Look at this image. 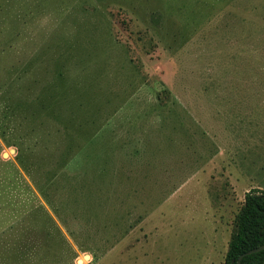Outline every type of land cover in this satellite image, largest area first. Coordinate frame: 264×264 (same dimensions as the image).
<instances>
[{
    "label": "rangeland",
    "instance_id": "1",
    "mask_svg": "<svg viewBox=\"0 0 264 264\" xmlns=\"http://www.w3.org/2000/svg\"><path fill=\"white\" fill-rule=\"evenodd\" d=\"M32 1L0 83L6 63L33 60L13 89L36 96L61 57L81 99L62 125L0 131V158L31 190L20 181L13 205L52 220L18 225L27 263L224 264L245 194L264 192V0Z\"/></svg>",
    "mask_w": 264,
    "mask_h": 264
},
{
    "label": "trees",
    "instance_id": "2",
    "mask_svg": "<svg viewBox=\"0 0 264 264\" xmlns=\"http://www.w3.org/2000/svg\"><path fill=\"white\" fill-rule=\"evenodd\" d=\"M32 0H0V70L4 66L5 58L19 48L22 40H29L33 26V8ZM34 11H36L34 9ZM31 14H33L31 16ZM33 60L26 64V67L19 69L17 62L6 63L8 67V76L0 87H6L4 93V104L2 116L0 118V131L5 130L4 121L7 119L15 120L20 117L22 123L32 126L34 132L37 129L45 131V120L53 121L57 126L62 125V119L69 106H73L75 101L81 99L78 88L74 89L73 98L71 96L72 88L68 90L63 72V60L56 63L57 73L54 83L47 84L36 96L23 98L16 97L14 86L19 79L28 72ZM33 66V65H32ZM19 74L18 76H16ZM71 97V98H70ZM80 107V103L78 104ZM47 118V119H46ZM66 129V127H62ZM49 132H47V135ZM45 136L40 135L36 144L45 142ZM0 146V153H1ZM23 153L19 151L17 159L28 171L21 158ZM26 188L29 193L30 187L23 181L21 174L14 162L0 158V259L8 264H28L31 258L36 255L35 246L30 244L32 231L22 230L18 227L23 222H30L35 218V214L41 215L43 223L51 224V218L35 206L17 207L18 204L19 183ZM16 192V194H15ZM13 200V201H12ZM34 199H32L33 201ZM22 203V201H19ZM15 207V208H14ZM51 231H44L45 236H56L63 243V236L59 228L51 225ZM53 236V237H54ZM62 239V240H61ZM264 245V192L258 189H251L245 194V202L242 212L239 215L237 231L231 239L226 254L224 264H237L240 255L252 249ZM241 264H264V251L245 256Z\"/></svg>",
    "mask_w": 264,
    "mask_h": 264
},
{
    "label": "water",
    "instance_id": "3",
    "mask_svg": "<svg viewBox=\"0 0 264 264\" xmlns=\"http://www.w3.org/2000/svg\"><path fill=\"white\" fill-rule=\"evenodd\" d=\"M261 251H264V245L258 247V248H255V249H252L248 252H245L244 254L240 255L238 260H237V264H241V261L242 259L245 257V256H248V255H251V254H255V253H258V252H261ZM232 264H234V262H232Z\"/></svg>",
    "mask_w": 264,
    "mask_h": 264
}]
</instances>
